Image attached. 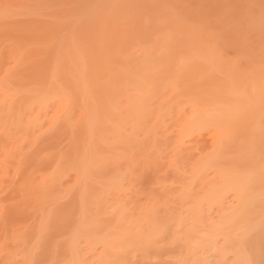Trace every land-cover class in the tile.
Segmentation results:
<instances>
[{"label":"rangeland","instance_id":"obj_1","mask_svg":"<svg viewBox=\"0 0 264 264\" xmlns=\"http://www.w3.org/2000/svg\"><path fill=\"white\" fill-rule=\"evenodd\" d=\"M174 19L198 42L191 38L185 52L175 59L165 53V61L156 48L176 34ZM108 49L124 61H113L115 70L102 78L112 61L101 50ZM141 70L152 78L142 82L148 93L132 82ZM263 76L264 0H0V264H264L240 258L236 241L222 231L237 200L234 190L222 188L216 156L205 149L216 129L209 120L196 124L221 94L205 100L203 85L250 89ZM135 97L146 111L132 107ZM76 193L85 194L79 210L72 206ZM92 214L106 222L115 217L116 238L129 231L121 235L125 243L118 238L108 251L93 239ZM152 214L163 228L143 245L155 225Z\"/></svg>","mask_w":264,"mask_h":264},{"label":"bare ground","instance_id":"obj_2","mask_svg":"<svg viewBox=\"0 0 264 264\" xmlns=\"http://www.w3.org/2000/svg\"><path fill=\"white\" fill-rule=\"evenodd\" d=\"M105 1V0H104ZM118 1V0H117ZM125 1V0H124ZM142 1H144V0H142ZM97 2V1H96ZM91 3V2H90ZM112 3V2H111ZM146 3V2H145ZM92 4V3H91ZM94 4V3H93ZM92 4V5H93ZM100 4V3H99ZM104 4V3H103ZM107 4V3H106ZM110 4V3H109ZM115 5H117V2L116 3H114ZM114 4H111V6L112 5H114ZM130 4V3H129ZM83 5V4H82ZM91 5V6H92ZM95 5H97V4H95ZM136 5V4H135ZM100 6V5H99ZM145 6V5H144ZM143 6V7H144ZM89 7V6H88ZM87 7V8H88ZM95 7V6H94ZM92 8L91 10H93V9H95V8ZM102 7V6H101ZM134 7V6H133ZM126 8V7H125ZM131 8V7H130ZM140 8V7H139ZM82 9V8H81ZM85 9V8H84ZM97 9H98V7H97ZM114 9V8H113ZM116 9V8H115ZM88 11H89V9H87ZM86 10V11H87ZM90 10V11H91ZM96 10V9H95ZM101 10V9H100ZM87 11V12H88ZM89 11V12H90ZM98 11V10H97ZM132 11V10H131ZM99 12V11H98ZM110 12V11H109ZM112 12H114V11H112ZM129 12V11H128ZM128 12H126V13H128ZM93 13V12H92ZM124 13V12H123ZM151 13V12H150ZM84 14H86L85 12H84ZM109 13H107L106 15H108ZM125 14V13H124ZM157 14V13H156ZM77 15V14H76ZM95 15H96V13H95ZM111 15V14H110ZM116 15V14H115ZM128 15V14H127ZM79 16V15H78ZM84 16H86V15H84ZM84 16L82 17V18H84ZM88 16V15H87ZM93 16V15H92ZM105 16V15H104ZM94 17V16H93ZM99 17V16H98ZM108 17V16H107ZM109 17H111V16H109ZM108 17V18H109ZM125 17V15L123 16V18ZM128 17H130V16H128ZM132 17V16H131ZM176 17V16H175ZM75 18H77V17H75ZM97 18V17H96ZM103 18V17H102ZM114 18H115V16H114ZM95 19V18H94ZM111 19V18H110ZM121 19V18H120ZM127 19V18H126ZM125 19V20H126ZM107 20V19H106ZM124 20V21H125ZM135 20V19H134ZM183 20V19H182ZM113 21H114V19H113ZM116 21V20H115ZM128 21V20H127ZM139 21V20H138ZM174 21L175 22H171V24L172 25H174V27H172V30H170L171 32L173 31V30H175V31H173L174 32V36H172L171 35V39H170V37H163V39H164V41L165 40H169L168 42H164V44H166V43H168V44H170V45H168V44H166L168 47H166V45L164 46L165 48H166V50H165V48H163L162 46V49L160 48V46H159V48H156V49H159V51H158V53H162V55H160V56H162L161 58L162 59H164L165 61H166V59L167 58H172V59H175V57L176 56H179L180 55V53L182 54L183 52H185L186 51V44H188V45H190V44H195V42H196V40L197 39H195V38H193V37H195V35L194 34H196V33H192L193 35H191V33L190 34H188V32H187V35H186V30L188 31L189 29H186V27H184V25H181V23H183V22H181L180 23V21L177 19H174ZM178 21H179V23H178ZM184 21V20H183ZM252 21V20H251ZM103 22V21H102ZM109 22V21H108ZM112 22V21H111ZM118 22H119V19H118ZM132 22H133V20H132ZM120 23V22H119ZM138 23V22H137ZM137 23H135V26H136V24ZM156 23V22H155ZM106 24V23H105ZM109 24V23H108ZM122 24L124 25L125 23H120L119 25H121V27H122ZM133 24V23H132ZM141 24V23H140ZM165 24V23H164ZM251 25H252V23H250ZM100 25V24H99ZM102 25H103V23H102ZM101 25V26H102ZM114 25H115V23H114ZM118 25V24H117ZM129 25V24H128ZM127 25V26H128ZM169 25V24H168ZM97 26H98V24H97ZM105 26V25H104ZM126 25H125V28L127 27ZM140 26V25H139ZM105 27H107V26H105ZM109 27V26H108ZM115 28H116V26H114ZM120 27V26H119ZM129 27H131V26H129ZM161 27V26H160ZM167 27V26H166ZM190 27V26H189ZM203 27V26H202ZM102 28V27H101ZM174 28H176V29H174ZM196 28V27H195ZM103 29H105V28H103ZM107 29V28H106ZM149 29V28H148ZM152 29V28H151ZM101 31H102V29H100ZM124 30V29H123ZM128 30V29H127ZM156 30V29H155ZM154 30V31H155ZM158 30H160V29H158ZM198 30V29H197ZM209 30V29H208ZM207 29L205 30V31H208ZM213 30V29H212ZM99 31V30H98ZM101 31L99 32V33H101ZM105 31V30H104ZM103 31V32H104ZM177 31V32H176ZM194 31V30H193ZM210 31V30H209ZM208 31V32H209ZM109 32V31H108ZM112 31L110 30V34H112L111 33ZM156 32V31H155ZM165 32V31H164ZM167 32V31H166ZM204 32V31H203ZM122 33V32H121ZM124 33V32H123ZM216 33V32H215ZM156 34V33H155ZM160 34V33H159ZM169 34H171V33H169ZM168 34V35H169ZM209 34H210V32H209ZM117 35V34H116ZM123 35H126L125 33L123 34ZM110 36H112V35H110ZM109 36V37H110ZM165 36V35H164ZM170 36V35H169ZM193 36V37H192ZM200 36V35H199ZM198 36V37H199ZM210 36H213V35H210ZM108 37V38H109ZM120 37V36H119ZM202 37V36H201ZM126 38H128V37H126ZM126 38H125V40H126ZM157 38V37H156ZM159 38V37H158ZM160 38H162V35H161V37ZM191 38H193V40L192 41H194V39H195V41H194V43L192 42H189V41H191ZM215 38V37H214ZM116 39V38H115ZM162 39V40H163ZM210 39V38H209ZM107 40H109V39H107ZM124 40V39H123ZM160 40V39H159ZM119 41V40H118ZM158 41V40H157ZM190 43H188V42ZM111 42H112V40H111ZM162 42V41H161ZM197 42H198V40H197ZM160 43V42H159ZM161 44V43H160ZM197 44V43H196ZM199 44V43H198ZM201 45H202V43H200ZM162 45V44H161ZM143 46H145V45H143ZM152 46V45H151ZM154 46V45H153ZM157 46H158V44H157ZM196 46V45H195ZM203 46V45H202ZM207 46V45H206ZM119 47V46H118ZM120 47H122V46H120ZM140 47V46H139ZM170 47V48H169ZM142 48V47H141ZM145 48V47H144ZM167 48H169L168 50H167ZM111 49V48H110ZM122 49V48H121ZM148 49H150V48H148ZM143 51H144V49H142ZM151 50H152V48H151ZM154 50V49H153ZM152 50V51H153ZM161 50V51H160ZM163 50V51H162ZM103 53H105V54H107L106 55V59L105 58H103V59H105V61L106 62H111V64H109V66L111 65H113V61H115L114 63H117L116 62V60L118 59L119 60V55L117 56H114V58H113V54H115V51H113V50H106L107 52H104V50H101ZM139 51V50H138ZM155 51V50H154ZM96 52V51H95ZM101 52V53H102ZM121 52V51H120ZM142 52V51H141ZM156 52V51H155ZM70 53V52H69ZM97 53V52H96ZM101 53H99L100 55L98 56L100 59H101ZM121 53H123V52H121ZM165 53H166V55H165ZM74 54V53H73ZM141 54V53H140ZM142 54H143V52H142ZM146 54V53H145ZM144 54V55H145ZM157 54V53H156ZM156 54H154V55H156ZM69 55H71V54H69ZM112 55V56H111ZM144 55H142L144 58L147 56H144ZM152 55V54H151ZM149 55V57H146V62H145V64L147 63H149L153 58V56L154 55ZM163 55H165V56H167V58H165V56L163 57ZM73 55H71V57H72ZM74 56H76V55H74ZM97 57V58H98ZM110 57H112V58H110ZM116 57V58H115ZM119 57V58H118ZM142 57V58H143ZM157 57H158V55H157ZM121 58L122 59H120V60H123V56H121ZM137 58H138V56H137ZM141 58V57H140ZM161 58H159L161 61H162V59ZM113 59H115V60H113ZM128 59V58H127ZM93 60V59H92ZM119 60V61H120ZM126 60V59H125ZM132 60V59H131ZM140 60V59H139ZM144 60V59H143ZM150 60V61H149ZM164 60L162 61V63L164 62ZM81 61V60H80ZM97 61V60H96ZM99 61V60H98ZM104 60H102L101 62H103ZM124 61V60H123ZM140 61H142V60H140ZM147 61H149V62H147ZM153 61V60H152ZM159 61V60H158ZM158 61H156V59H155V62H158ZM137 62H138V60H137ZM142 63V62H141ZM165 63V62H164ZM98 64V63H97ZM122 64H123V62H122ZM121 64V65H122ZM136 63H134V64H131V70H132V66L133 65H135ZM138 64V63H137ZM104 65H107L106 63H104ZM124 65H126L125 64V62H124ZM123 65V66H124ZM128 65H129V63H128ZM140 65V64H139ZM143 65V64H142ZM153 65V64H152ZM155 65V64H154ZM94 66H95V64H94ZM107 67L106 68V66H103V68H106L105 69V72H104V70L103 69H97L98 70V73H100V71H101V76H102V78L103 77H105L106 75H109V74H111L110 73V71H113V70H115V69H112V67L110 66V67ZM117 66V65H116ZM141 66V65H140ZM145 66V65H144ZM143 66V67H144ZM92 67V66H91ZM97 67V66H96ZM118 67V66H117ZM138 67V66H137ZM137 67L135 66V68L137 69ZM142 67V66H141ZM141 67H138V70H139V68H141ZM51 68V67H50ZM79 70H80V68L79 67H77ZM100 68H101V65H100ZM110 68V69H109ZM113 68H114V66H113ZM124 68V67H123ZM130 68V67H129ZM135 68H134V70H135ZM127 70H128V68H126ZM143 69H145V68H143ZM73 70H74V68H73ZM75 70H76V68H75ZM96 69H94V71H95ZM122 70V69H121ZM124 70V69H123ZM130 70V69H129ZM77 71V70H76ZM125 71V70H124ZM140 71V70H139ZM52 72V71H51ZM92 72V71H91ZM97 72V71H96ZM130 73L129 74H132L131 73V71H129ZM132 72H133V70H132ZM145 72H147V71H144L143 73H145ZM74 73V72H73ZM81 73H83V71L81 72ZM94 73V72H93ZM103 73V74H102ZM121 73H123V72H121ZM127 73L128 72H126L125 74L127 75ZM134 73H137V70H136V72H134ZM149 73V72H148ZM97 74V73H96ZM124 74V73H123ZM124 74V75H125ZM146 74V73H145ZM145 74H142V70H141V72H139V77H138V75H135V78H134V80L132 79V82L134 83V85L136 86V89H139V88H141V89H144V91H147V93L148 92H150V91H148V89H150L151 90V88H149V86H147V85H145L144 83L142 84V82H145L146 83V81H147V79L149 80L150 79V76L148 75L147 76V74L145 75ZM150 74V73H149ZM154 74V73H153ZM75 75V74H74ZM80 75V74H79ZM81 75H83V74H81ZM80 75V76H81ZM92 75V74H91ZM94 75V74H93ZM105 75V76H104ZM114 75V74H113ZM145 75V76H144ZM155 75V74H154ZM153 75V76H154ZM76 76H77V74H76ZM110 76V75H109ZM128 76H131V75H128ZM132 76H133V74H132ZM137 76V77H136ZM144 76V77H143ZM152 76V77H153ZM69 77V76H68ZM82 77V76H81ZM84 77V76H83ZM100 77V76H99ZM123 78H125V77H123ZM133 78V77H132ZM142 78H144V79H142ZM154 78V77H153ZM88 79V78H87ZM107 79H108V77H107ZM111 79H112V77L111 78H109L108 80H110V82H111ZM131 79V78H130ZM152 79V78H151ZM150 79V80H151ZM69 80V79H68ZM71 81H73L72 79H70ZM104 80V79H103ZM108 80H106V83L108 82ZM117 80V79H116ZM118 80H120V79H118ZM144 80V81H143ZM155 80V79H154ZM153 80V81H154ZM98 81V80H97ZM100 81V80H99ZM102 81V80H101ZM85 82V81H84ZM87 82V81H86ZM90 81H88V83H89ZM95 82V81H94ZM120 82H122V81H119V83ZM149 82V81H148ZM91 83V82H90ZM93 83V82H92ZM101 83V82H100ZM112 83V82H111ZM203 83V82H202ZM205 83H209V81L208 82H206L205 81ZM205 83H203V84H205ZM211 83V82H210ZM94 84V83H93ZM92 84V85H93ZM96 84V83H95ZM103 85H105L104 83H102ZM114 84V83H113ZM126 84V83H125ZM200 84H201V82H200ZM227 84V85H226ZM77 86H75V88H76V90H78L76 93L79 95H81V96H83V91H81L80 89H79V85L78 84H76ZM97 85V84H96ZM102 85V86H103ZM109 85V84H108ZM111 86H112V84H110ZM128 85V84H127ZM211 85H213L212 83H211ZM210 85V86H211ZM224 85H226L225 87H226V90H224V91H219V88L220 87H222V86H224ZM88 86H89V84H88ZM97 86H99V85H97ZM101 86V85H100ZM200 86H202V84L201 85H199V86H196V87H199L200 88ZM209 86V85H208ZM208 86H202V87H204V89H202V93H203V90L207 93H205L206 94V96L204 95V93L202 94L201 93V95L200 96H203L204 95V98H205V100L206 99H208V98H212L214 95H217L218 94V92L219 93H221V94H219V96H218V99H217V101H214L212 104H210V105H215V103L217 102L218 104H216L217 105V107L215 108L214 106H213V108H211V109H213V112H212V110L211 109H209V113H211L209 116H206L207 118H204V119H198V121L196 122V124H197V126H201V124L202 123H204V121L206 120V121H208L209 120V122H210V124L213 126V128L214 129H216V132H215V134H214V139H213V143H212V145H211V149H210V147H209V149H207V147L205 148L207 151H209V153L210 154H213L214 156H216V160H217V163H218V166H219V168H221L220 169V175L222 176L221 178L223 179H221L222 181L221 182H223L224 183V186L222 187V188H224V187H227V188H230V189H232V190H234V193H235V196H236V202H237V204H236V206H234V208L232 209V211H230L229 213H225L226 215L224 216V218H223V224H225V226H223V232H224V234H225V236H227V238L229 239H231L229 242H231V241H233V239H234V241H236V242H238L237 244H235L236 242H234V244L233 245H235V246H232V247H234V249H236V250H234V251H236V253L240 256V258H244V259H255L257 262L258 261H264V76L263 77H261V80L260 79H258V80H256V84L254 85V86H251L250 87V89L249 88H247V89H237V88H235V87H233L232 85H230V82L229 83H225V84H218V87L217 86H215V88H208ZM104 87V86H103ZM107 87V86H106ZM110 87V86H109ZM123 87H124V85H123ZM123 87L121 88V89H119V90H121L122 92H124L125 91V88L123 89ZM207 87V88H206ZM71 88H74V86L73 87H71ZM74 88V89H75ZM195 88V87H194ZM206 88V89H205ZM101 89V88H100ZM111 89V88H110ZM73 90V89H72ZM86 90H88V89H86ZM104 91H105V88L103 89ZM207 90H210V91H207ZM74 92H75V90H73ZM81 91V92H80ZM102 91V90H101ZM111 92L113 93L114 91H112L111 90ZM111 92H109V93H111ZM121 92V93H122ZM195 92H197V90L195 91ZM201 92V89L198 91V93H200ZM137 93H139L138 91H137ZM146 93V92H145ZM198 93H194L195 94V96L198 94ZM105 94V93H104ZM107 94V93H106ZM115 94H117V93H115ZM123 94H125V93H123ZM127 94H129V93H127ZM223 94V95H222ZM114 96V95H113ZM116 96V95H115ZM136 96V95H135ZM200 96H198V97H200ZM77 97V96H76ZM86 97H88V96H86ZM86 97L84 98V96H83V99L81 98V100L83 101V100H85L86 99ZM108 97H110V96H108ZM127 97H128V95H127ZM133 97V96H132ZM198 97H197V100H200L201 99V97L198 99ZM207 97V98H206ZM79 98V99H80ZM106 98V96L104 95V99ZM136 98V97H135ZM131 99H133L134 100V97L133 98H131ZM137 99V100H136ZM135 99V102H134V104H133V108H137V107H141L140 108V110H145L146 111V106H145V104H144V102H139L138 101V97ZM87 100V99H86ZM131 101V100H130ZM106 102H108V101H106ZM105 102V103H106ZM82 103V102H81ZM110 103L111 102H109V105H110ZM132 103V102H131ZM83 104H85V102L83 103ZM88 105V104H87ZM105 105V104H104ZM128 107H129V105H127ZM86 107V106H85ZM105 107V106H104ZM104 107H103V109H104ZM111 108V107H110ZM107 110V109H106ZM107 111H110V110H107ZM215 111V112H214ZM203 113H205V112H203ZM202 113V111H201V113L200 114H203ZM209 113H207V114H205V115H208ZM110 115V114H109ZM199 117H204L203 115L201 116H199ZM208 117H210V118H208ZM197 118H198V116H197ZM195 119H196V117H195ZM203 121V122H202ZM141 121H139V122H137L136 124H135V128H141ZM203 125V124H202ZM82 128H84V127H82ZM71 129V128H70ZM81 130V129H80ZM90 130V129H89ZM84 131V130H83ZM86 131H88V130H86ZM73 132V131H72ZM85 132V131H84ZM91 134H93V131H89ZM77 133H78V131H77ZM82 133V132H81ZM80 133V134H81ZM75 134H76V132H75ZM84 134V133H83ZM85 134H87L88 135V133H85ZM87 135H86V137H87ZM89 136H90V134H89ZM80 138H82V137H80ZM78 139V138H77ZM82 140V139H81ZM86 141V140H85ZM74 143H75V140H74ZM82 143V142H81ZM88 143V142H87ZM75 144H78V143H75ZM86 144V143H85ZM88 144H90V143H88ZM80 145V144H79ZM82 145V144H81ZM81 145H80V147H81ZM203 145V144H202ZM77 146V145H76ZM75 146V147H76ZM203 146H205V145H203ZM202 146V147H203ZM83 147V146H82ZM87 147V146H86ZM100 147V146H99ZM102 147H103V144H102ZM200 147H201V145H200ZM200 147H199V149H200ZM77 148V147H76ZM89 147H87V149H88ZM94 149V148H93ZM96 150L98 149L99 150V148H97V146H96V148H95ZM94 149V151H96ZM77 150V149H76ZM74 151V150H73ZM83 151H84V149H83ZM93 151V150H92ZM92 151H90V152H92ZM203 152V151H202ZM79 153V152H78ZM81 153H84V152H80V154ZM93 153V152H92ZM95 153H97V152H95ZM205 153V152H204ZM209 153H207L208 155H210ZM83 155V154H82ZM81 155V156H82ZM100 155V154H99ZM212 155V156H213ZM77 156H80V155H77ZM77 156H75V157H77ZM204 156H206V155H204ZM203 155H202V157H204ZM94 157V156H93ZM97 157V156H96ZM208 157V156H207ZM210 157V156H209ZM89 158V157H88ZM87 158V159H88ZM217 158H219V159H217ZM84 159V158H83ZM204 159H206V158H203V160ZM74 165L80 170H84V169H82V168H85V166H83V162H84V160H82L80 157L78 158L77 157V159H75L74 158ZM77 160V161H76ZM199 161H201V160H199ZM87 162V161H86ZM90 163V162H89ZM89 163H88V165H89ZM197 163V162H196ZM84 165H85V163H84ZM195 166H196V164H194ZM217 166V167H218ZM194 167V166H193ZM198 167H199V165H198ZM197 170V169H196ZM84 173V172H83ZM196 174V173H195ZM82 183V182H81ZM84 183V182H83ZM82 183V184H83ZM86 183V182H85ZM222 183V184H223ZM85 185V184H84ZM91 185V184H90ZM81 186H83V185H81ZM85 186H89V185H85ZM84 186V187H85ZM94 186V185H93ZM93 186H91L92 188H93ZM91 187L89 186V187H86L87 189H88V191H89V189H91ZM79 188V187H78ZM86 188H85V190H84V188L82 187L81 188V191L82 190H84V193H85V191H86ZM95 188V189H94ZM93 188V191L94 190H96V187H94ZM79 191V190H78ZM92 191V190H91ZM91 191H89V192H91ZM96 191H94V193H95ZM78 193V192H77ZM75 194V198L76 199H73L72 200V202L74 201V203H75V205H74V203L72 204V206H78V204H80V202L81 201H79V199L81 198V200H83L84 201V195L85 194H87V193H85V194H83L82 195V197H77V195L78 194ZM82 193H83V191H82ZM81 192H80V194H82ZM93 193V194H94ZM52 195V194H51ZM91 195V194H90ZM55 196V195H54ZM67 196V195H66ZM65 196V197H66ZM56 197V196H55ZM64 197V198H65ZM57 198V197H56ZM77 198H78V201H77ZM91 198V197H90ZM53 199V198H52ZM59 199V198H58ZM61 199V198H60ZM86 199H88V198H86ZM71 201V200H70ZM69 201V202H70ZM72 202H70V203H72ZM77 202H79V203H77ZM53 203V202H52ZM65 203V202H64ZM82 203V202H81ZM83 204H84V202H83ZM88 205V204H87ZM50 206H52V205H50ZM70 206H71V204H70ZM76 206V207H77ZM46 207H48V206H46ZM65 207V206H64ZM83 207V206H82ZM53 208V207H52ZM57 208V207H56ZM62 208V207H61ZM78 209L77 210H79V206L77 207ZM84 208V207H83ZM86 208H88V207H86L85 206V209ZM49 209V208H48ZM64 209V208H63ZM68 209V208H67ZM90 209V208H89ZM51 210V209H50ZM60 210V209H59ZM58 210V211H59ZM70 210V209H69ZM67 211V210H66ZM87 211V210H86ZM89 211V210H88ZM80 212H81V214H82V212H83V210L82 209H80ZM79 212V213H80ZM228 212V211H227ZM44 213V212H43ZM47 213V212H46ZM54 213V215H55V212H53ZM50 214V213H49ZM61 214H63V213H61ZM73 214V213H72ZM98 214V213H97ZM97 214L96 215H94L93 216V214H92V217L90 218V216L91 215H89L88 216V218H90V220L88 219V221H92V223H91V225H92V227H90V228H92V229H95L94 230V232L96 231L97 233H101V232H103V237L102 238H100V239H97L96 238V236H98V234L97 233H95V236H93L94 238L93 239H95V240H98V241H101L103 244H105L106 246H107V249H108V251L110 250H112L113 248H115L116 246H115V244H113V242H115L116 243V241H120V243H123L124 241H125V239H126V236H125V238L124 237H122L121 235H123V234H127V232H129V231H126V233H125V231L123 232H120V230H119V232L121 233V235L120 234H118L119 236H118V238H116V236H117V230H116V228H117V226H116V223H114L115 222V220H114V222L112 221L111 222V220L112 219H114L115 217H113L112 219H110L109 221H107L106 222V219L105 220H103L102 219V217H97ZM47 216V215H46ZM74 216V215H73ZM81 216V215H80ZM87 216V215H86ZM102 216V215H101ZM154 216L155 215H153L152 214V219H150V216L148 217V220H151V224L150 225H152L154 222H155V225L153 224L152 225V228H150V229H152V230H150V231H148L149 233H150V236H148V238L147 237H144V238H140L139 237V240L140 241H142L143 243V245L146 243H148V242H150L151 240L150 239H153L157 234H158V231H161L160 229H161V227H160V225L162 226V224L160 223V225L159 224H157V222L159 223V221L157 220V218H156V220L157 221H155V218H154ZM52 217V216H51ZM83 217V216H82ZM59 218V217H58ZM84 218H86L87 219V217H85V214H84ZM222 218V217H221ZM51 219V218H50ZM92 219V220H91ZM116 219V218H115ZM119 218H117V220H118ZM57 220V219H56ZM152 220H154V222L152 221ZM162 220V219H161ZM54 221V220H53ZM120 221V220H119ZM122 221V220H121ZM134 221V220H133ZM56 222V221H55ZM63 222V221H62ZM62 222H60V223H62ZM118 222V221H117ZM126 222H127V220H126ZM125 222V223H126ZM149 222V221H148ZM161 222V221H160ZM90 223V222H89ZM43 224V223H42ZM118 224H119V222H118ZM128 225H129V223H128ZM120 226V225H119ZM121 226H123V225H121ZM126 227H129V226H126ZM125 227V228H126ZM120 228V227H119ZM129 228H131V226L129 227ZM162 228H163V226H162ZM141 229H142V227H141ZM148 229V228H147ZM126 230V229H125ZM139 230V229H138ZM93 231V230H92ZM99 231V232H98ZM147 231V230H146ZM221 231V232H222ZM163 232V231H162ZM138 233V232H137ZM161 233V232H160ZM93 234V233H92ZM97 234V235H96ZM133 234V233H132ZM223 234V233H222ZM134 235V234H133ZM139 235H142V233L141 234H139ZM148 235V234H147ZM115 236V237H114ZM130 236V235H129ZM224 236V237H225ZM99 237V236H98ZM143 237V236H142ZM223 237V238H224ZM226 238V239H227ZM233 238V239H232ZM116 239H118V240H116ZM115 240V241H114ZM140 241H138V242H140ZM145 242V243H144ZM125 243V242H124ZM141 243V242H140ZM117 244V243H116ZM241 244V245H240ZM238 245H240V246H238ZM118 246V245H117ZM123 247V245L121 246V244H120V248H117L118 250H121V248ZM125 247V246H124ZM127 247H125V249L123 248V252H124V250H127L126 249ZM117 249H116V252H117ZM115 250V249H114ZM114 250H112V251H114ZM244 250V251H243ZM233 251V252H234ZM118 253H120V252H118ZM113 254H114V252H113ZM121 254V253H120ZM123 256L125 255V254H122ZM236 255V254H235ZM238 256V257H239ZM114 257V256H113ZM122 256H120V258H121ZM119 258V257H118ZM123 258V260H125L124 259V257H122ZM117 259V258H116ZM119 260V259H118ZM246 260V261H247Z\"/></svg>","mask_w":264,"mask_h":264}]
</instances>
